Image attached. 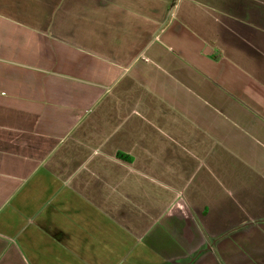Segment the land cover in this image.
Masks as SVG:
<instances>
[{
    "label": "crops",
    "instance_id": "obj_1",
    "mask_svg": "<svg viewBox=\"0 0 264 264\" xmlns=\"http://www.w3.org/2000/svg\"><path fill=\"white\" fill-rule=\"evenodd\" d=\"M0 264H264V0H0Z\"/></svg>",
    "mask_w": 264,
    "mask_h": 264
}]
</instances>
